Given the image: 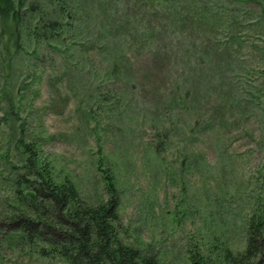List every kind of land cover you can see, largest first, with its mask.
Segmentation results:
<instances>
[{
	"label": "rangeland",
	"instance_id": "rangeland-1",
	"mask_svg": "<svg viewBox=\"0 0 264 264\" xmlns=\"http://www.w3.org/2000/svg\"><path fill=\"white\" fill-rule=\"evenodd\" d=\"M72 5L59 39L23 27L17 50L0 16V264H69L5 222L24 144L89 204L111 199L114 174L124 241L161 264H193L215 237L244 249L264 184V0Z\"/></svg>",
	"mask_w": 264,
	"mask_h": 264
},
{
	"label": "trees",
	"instance_id": "trees-1",
	"mask_svg": "<svg viewBox=\"0 0 264 264\" xmlns=\"http://www.w3.org/2000/svg\"><path fill=\"white\" fill-rule=\"evenodd\" d=\"M70 13H74L72 0H18V7L14 0H0V16L11 18L17 25L15 50L23 27L26 37L37 44L59 39L66 27L63 19L67 15L68 20ZM39 150L38 144H24L21 153L26 156V169L20 173L15 165L16 171L7 178L14 184L11 195L1 203L4 213L8 212L5 222L21 232V241L32 243L41 256L60 257L69 264H161L159 255L151 249H140L124 241L114 174L108 170L104 174L111 199L89 204L70 179L56 181ZM261 189L252 199L245 248L235 251L227 241L215 237L206 255L199 248L193 252V264H264V184ZM44 229L50 237L44 235ZM39 240L48 247L34 245Z\"/></svg>",
	"mask_w": 264,
	"mask_h": 264
}]
</instances>
